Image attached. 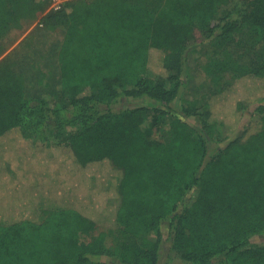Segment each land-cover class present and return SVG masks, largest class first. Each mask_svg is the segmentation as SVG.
<instances>
[{
  "label": "trees",
  "instance_id": "trees-1",
  "mask_svg": "<svg viewBox=\"0 0 264 264\" xmlns=\"http://www.w3.org/2000/svg\"><path fill=\"white\" fill-rule=\"evenodd\" d=\"M49 7L0 0V264H160L165 228L179 264H264V61L173 107L197 32L264 31V0ZM39 17L64 28L55 105L5 55ZM251 106L257 131L229 137Z\"/></svg>",
  "mask_w": 264,
  "mask_h": 264
},
{
  "label": "rangeland",
  "instance_id": "rangeland-1",
  "mask_svg": "<svg viewBox=\"0 0 264 264\" xmlns=\"http://www.w3.org/2000/svg\"><path fill=\"white\" fill-rule=\"evenodd\" d=\"M35 1L47 0H31L34 3ZM30 29L37 34L36 42L38 44L35 45L37 49L38 46L41 47L40 39L41 41L50 42L51 46L54 42L57 45L62 41L64 28L58 22H41L39 17L19 33L18 40ZM190 45V53L187 58V84L182 89L179 99L173 104L176 110H182L184 106L202 108L206 101L222 86L235 80L236 76L243 71H248L264 61V31L246 24H242L234 33L221 38L211 39L208 38L206 32L198 31L196 38L191 41ZM5 55H8V52ZM41 91L47 92L45 88ZM48 95L49 99L52 98V105H55L54 93L50 92ZM136 103L138 101L129 103V105H135ZM254 110V106L249 107L245 116L229 127L227 135L231 138L241 137L246 139L256 132L259 127L252 118ZM170 120L167 117L162 120L161 126H153V117L150 116L146 119L144 128L155 138H166L170 128ZM165 230L167 233V228ZM101 231L108 232L109 229L99 225L94 235ZM108 233L107 245L111 246L113 236L110 231ZM166 233V240L161 250L160 264H179L178 259L171 260L170 258V240ZM255 241L263 242L264 236L257 237ZM107 259V257H102L100 261L105 262Z\"/></svg>",
  "mask_w": 264,
  "mask_h": 264
},
{
  "label": "crops",
  "instance_id": "crops-1",
  "mask_svg": "<svg viewBox=\"0 0 264 264\" xmlns=\"http://www.w3.org/2000/svg\"><path fill=\"white\" fill-rule=\"evenodd\" d=\"M36 38L37 34L32 29L28 30L25 35L12 46L8 51V55L13 64H20L17 67V72L21 75V79L26 81L25 84H27L29 80L39 81L38 87L36 88V93L39 94H35L34 96L45 97L49 93L45 91L41 92L43 88L49 86V84L50 87H52V83L58 86L60 79L58 52L61 43L56 45L54 42L51 46L50 42L41 41L40 39L39 42L41 47L38 46L36 51V48L34 49L35 45L38 44ZM50 87L49 89H45L49 91L51 89Z\"/></svg>",
  "mask_w": 264,
  "mask_h": 264
},
{
  "label": "built area",
  "instance_id": "built-area-1",
  "mask_svg": "<svg viewBox=\"0 0 264 264\" xmlns=\"http://www.w3.org/2000/svg\"><path fill=\"white\" fill-rule=\"evenodd\" d=\"M66 0H50V7L49 9L52 10H60L64 6Z\"/></svg>",
  "mask_w": 264,
  "mask_h": 264
}]
</instances>
